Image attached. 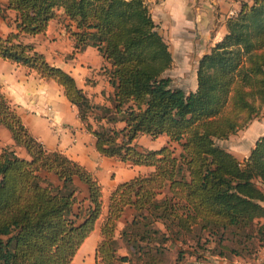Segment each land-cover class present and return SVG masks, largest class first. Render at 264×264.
<instances>
[{
    "label": "trees",
    "instance_id": "obj_1",
    "mask_svg": "<svg viewBox=\"0 0 264 264\" xmlns=\"http://www.w3.org/2000/svg\"><path fill=\"white\" fill-rule=\"evenodd\" d=\"M147 1L5 0L16 30L0 36V58L61 86L99 154L150 170L117 183L103 210L95 176L45 149L0 86V125L26 153L0 150V264H70L97 221L95 264H160L170 244L178 245L175 260L184 245L196 250L212 241L219 257H247L264 246V133L241 161L218 143L264 104V0L242 2L226 18L187 92L170 85L171 56ZM53 18L71 37L72 54L94 47L109 64L108 104L91 102L69 73L21 40L43 33ZM142 134H164L167 142L141 148L134 139Z\"/></svg>",
    "mask_w": 264,
    "mask_h": 264
},
{
    "label": "crops",
    "instance_id": "obj_2",
    "mask_svg": "<svg viewBox=\"0 0 264 264\" xmlns=\"http://www.w3.org/2000/svg\"><path fill=\"white\" fill-rule=\"evenodd\" d=\"M251 1H147L151 19L170 53L171 70H175V77L177 78L182 71L181 68L189 66L190 83L186 92L195 89V70L200 56L209 52L215 42L225 34L226 18L234 14L242 2L249 4ZM5 4V0H0V36L16 30V14L13 10L6 9ZM20 37L23 42L30 43L36 51L42 53L49 64L69 73L91 102L108 104L105 98L111 93V87L104 69L109 64L94 47L87 46L83 51L72 54V39L64 31L58 18L49 20L43 33ZM171 70L170 68L166 70V75L170 78ZM0 86L1 92L13 104L28 132L45 149L63 153L95 176L102 187L103 210L110 190L117 183L150 170L149 167L130 166L116 158L99 154L95 149L94 136L85 129L77 116L75 106L65 98L61 86L53 80L40 78L34 71H28L21 65L0 58ZM173 87L184 90L183 86ZM262 133L264 115L252 119L244 129L230 135L223 146L241 161L248 155L254 141ZM144 137H148L149 143ZM157 137L141 135L134 139V143L142 148L156 149L159 146L152 144ZM142 139L146 143H143ZM5 147L13 150L17 156L26 157L24 148L15 145L9 131L0 125V150ZM49 177L54 179L52 175ZM77 185L83 188L84 196V187L79 183ZM261 204L264 205V201ZM130 212V209L126 210L124 217L118 221L117 228L124 224ZM98 224L97 221L93 231L77 248L70 264H95L93 251L99 238ZM232 257H234L232 260L230 257L229 259L220 257L212 264H264V246L257 248L251 257Z\"/></svg>",
    "mask_w": 264,
    "mask_h": 264
},
{
    "label": "rangeland",
    "instance_id": "obj_3",
    "mask_svg": "<svg viewBox=\"0 0 264 264\" xmlns=\"http://www.w3.org/2000/svg\"><path fill=\"white\" fill-rule=\"evenodd\" d=\"M171 69L172 68L170 65V70ZM181 70L182 71L177 75V78L175 77V70H171L172 76L170 78V80H171L170 85L171 86H180V87L183 86L184 87L183 91L186 92V90H188V88H189V83H190L189 82V76H190L189 66H186V68H181ZM183 70L188 71V72H185ZM168 72H170V71H168ZM166 74H167V72H166ZM179 79H181V80H179ZM261 115H264V104L259 105L258 114L255 116V118L256 117L259 118V117H261ZM142 135H145V134H142ZM139 136H141V135H138L137 137H139ZM144 138H147V142L149 143L148 137H144ZM142 142L146 143V141H144L143 139H142ZM165 142H166V137L164 135H161L154 140V143L152 145L160 146V145L164 144ZM218 143L223 146L225 143V140H220V141H218ZM81 196H82L81 192H79L78 197H81ZM213 245L214 244L211 241V242H208L206 245H203V247L201 245L200 247L196 248V250L195 249L193 250L192 248H188L187 246L184 245V248L186 249V251L182 254V256H179V258L177 260H175L176 250H177L176 248L178 245L177 244H170L168 249L164 252V255L162 257V262L160 264H212L213 262H215L217 259L220 258L219 256L212 255L211 247ZM179 246H181V245H179ZM119 252L123 253V249H120ZM193 252H195V254H197L198 256H194ZM255 252L256 251L251 252V254L247 257H251ZM229 257L231 260L234 258L232 256H228L225 258L229 259ZM241 257H244V256H241Z\"/></svg>",
    "mask_w": 264,
    "mask_h": 264
}]
</instances>
